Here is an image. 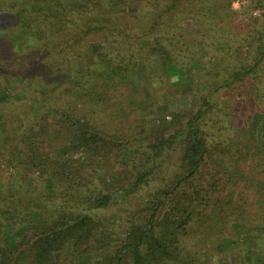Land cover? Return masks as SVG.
Wrapping results in <instances>:
<instances>
[{"label": "trees", "instance_id": "trees-1", "mask_svg": "<svg viewBox=\"0 0 264 264\" xmlns=\"http://www.w3.org/2000/svg\"><path fill=\"white\" fill-rule=\"evenodd\" d=\"M232 1L0 0V98L22 95L0 99V264H264V143L234 132L264 114V0L247 25ZM185 18L205 52L172 25ZM194 55L192 105L158 114L141 81L193 85ZM119 205L123 237L101 218Z\"/></svg>", "mask_w": 264, "mask_h": 264}, {"label": "rangeland", "instance_id": "rangeland-1", "mask_svg": "<svg viewBox=\"0 0 264 264\" xmlns=\"http://www.w3.org/2000/svg\"><path fill=\"white\" fill-rule=\"evenodd\" d=\"M242 2V9L240 11H235L232 8V10L236 13L235 20L238 22H241L244 25H247L249 23L250 19H255L256 17L262 16L263 9L260 7H257L253 0H241ZM233 3V1H232ZM127 16L130 24L133 26V32L140 34V31L143 27H145V23L147 21H141L139 20V13L137 11L136 6L133 4L127 5ZM261 19V18H260ZM173 26H178L181 28L183 35L186 39L189 40H195L198 46V49L201 50V52H205L206 49V43H205V37L203 35L202 27L200 24V20L198 18H185V19H178L176 21L172 22ZM155 43L159 44L161 41L159 35H155L153 38ZM225 46V45H224ZM222 46V47H224ZM92 50L94 52H100L102 50V46L99 42L93 41L91 43ZM116 52H114L111 56L115 57ZM216 57H207L204 59V62H215ZM81 67L86 68L87 62L85 60H81ZM192 68V72L190 69ZM204 73V64L201 62V60L198 58V56L194 55L192 57L187 58L186 64H185V72L183 75H190L192 76V79L194 81L193 85H181V84H174V78H164L163 83H156L153 88L149 90L148 81H141L140 86L145 89V92L149 94V100L150 102L154 103L156 111L158 114L166 115L168 118H170V111L171 110H177V109H183L188 108L192 105L194 97L198 94V86L201 82V76ZM14 82L16 84H22L23 81L20 80L18 76H14ZM186 82V81H185ZM26 83V82H25ZM14 88V87H13ZM13 88L9 89L5 95H3L0 99H4L6 96H14V97H21V92L18 93ZM16 88V87H15ZM151 93V95H150ZM243 123L236 125L234 127L235 133L241 137L244 138L248 143H255V144H262L264 143V114L261 112L256 113L252 118H248L247 116L244 117ZM35 131H39L40 126L39 124L35 125ZM133 158H135V155H132ZM137 158V157H136ZM17 159V158H16ZM144 159L143 157L138 158L137 160L139 162ZM16 161H13V164H3V176L5 182H12L14 178L19 174L17 167H16ZM35 178L36 183H39L43 180H41L39 173H36L33 175ZM15 181V180H14ZM46 184H50V182L47 180ZM141 198L136 197L131 202V209H135L139 207L141 204ZM126 208L124 206H117L113 209L107 210L104 212L101 216V218L107 222L111 223L116 227L117 229L121 228L122 223V216L124 215V211ZM11 226L14 227L15 224L11 223ZM11 226L8 225V228L11 229ZM1 230V227H0ZM119 232L120 236L123 237L125 233V228L120 229ZM234 232L232 229L229 230L228 235L231 237ZM229 245L222 244L219 247V251H223L222 249L228 248ZM109 248L106 250L108 251ZM238 249H235V252ZM203 254H209L213 252V248H203L201 250ZM216 253V251H215ZM215 257H209L202 260L199 264H221V261L218 260V258L222 259L225 257L224 253L221 254H215ZM219 256V257H218ZM248 257V256H247ZM247 259V258H245Z\"/></svg>", "mask_w": 264, "mask_h": 264}, {"label": "clouds", "instance_id": "clouds-1", "mask_svg": "<svg viewBox=\"0 0 264 264\" xmlns=\"http://www.w3.org/2000/svg\"><path fill=\"white\" fill-rule=\"evenodd\" d=\"M232 8L235 11H240L242 9V2H241V0H233Z\"/></svg>", "mask_w": 264, "mask_h": 264}]
</instances>
